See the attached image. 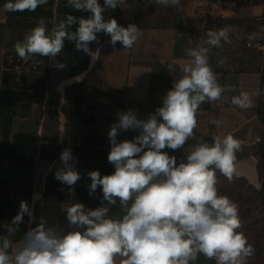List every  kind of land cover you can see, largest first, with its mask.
Here are the masks:
<instances>
[{
    "label": "clouds",
    "instance_id": "clouds-1",
    "mask_svg": "<svg viewBox=\"0 0 264 264\" xmlns=\"http://www.w3.org/2000/svg\"><path fill=\"white\" fill-rule=\"evenodd\" d=\"M67 2L76 11L89 15L78 18L68 14L50 30L40 19L23 41L14 45L21 60L37 55L55 60L68 40L95 61L99 49L93 52L89 45L98 42L99 33L108 35L113 47L119 42L124 49H131L142 35L134 23L124 27L114 18H104L106 9L123 8L127 0H104L103 6L98 0ZM47 3L48 0H6L3 7L7 12H24ZM146 3L179 7L181 0ZM73 25L77 26L75 31ZM232 31L231 26L209 30L196 47L185 49L190 63L173 81V87L162 98V106L146 119L131 109L117 113L118 119L108 132L107 161L114 166V172L103 176L98 170L88 172L89 195L99 187L101 206L91 209L74 203L66 208L71 230L39 223L30 226L14 243L11 237L19 232L25 215L31 225L39 197H33L32 206L22 200L11 221L0 224L6 232L0 235V264H190L200 255L216 264H246L255 249L239 231L242 224L237 204L219 195L217 188V172L229 181L238 174L237 153L242 150V141L231 133L213 134L212 143L198 141L186 150L179 164L175 156L163 151L184 147L189 138H194L200 106L218 101L226 90H232L218 83L209 62L212 48L231 43ZM175 65L170 64L169 70L174 71ZM56 67L62 69L65 65L57 63ZM231 103L248 109L252 106L251 94L240 92ZM213 123L219 126L220 121ZM128 130L139 134L131 140L118 141L119 132ZM59 159L62 166L54 177L73 191L81 175L75 168L72 150H62ZM117 201L123 215L113 218L110 206Z\"/></svg>",
    "mask_w": 264,
    "mask_h": 264
},
{
    "label": "crops",
    "instance_id": "crops-1",
    "mask_svg": "<svg viewBox=\"0 0 264 264\" xmlns=\"http://www.w3.org/2000/svg\"><path fill=\"white\" fill-rule=\"evenodd\" d=\"M105 18L134 23L142 35L131 49H124L119 42L115 47L109 42L91 46L93 52L97 49L99 52L95 61L89 57L86 68L80 67L74 42L65 40L62 52L55 60L50 58V66L44 72L33 65L21 66L17 72L6 66V61L12 63V56L16 55L15 43L23 41L27 34L26 24L36 26L38 21H19L20 25H15L0 6V99L15 103L10 143L15 147L16 158L30 163L28 166L0 163V178L11 182L10 195L16 200L27 201L32 206L33 197H39L35 201L31 225L29 219L20 225L19 232L11 237L14 243L32 227L37 208L38 220L42 222L45 207L60 205L58 226L65 231L71 230L66 220V208L75 203L74 191L89 189L88 172L98 170L102 176L114 172V166L107 161L110 147L84 146L82 137H108L111 125L121 111L131 109L139 118L146 119L162 106V98L171 89L170 81L179 79L184 66L190 63L185 49L195 46L182 0L179 7L127 0L123 8L106 9ZM30 59L23 60V64ZM57 63H63L65 67H56ZM170 64H176L174 71L169 70ZM215 75L219 84L232 90H226L220 100L200 106L194 138H189L184 147L163 151L177 160L184 159L186 150H191L198 141L212 143L213 134L231 133L242 141L235 177L260 188L258 150L264 140V123L258 114L261 70ZM99 92L112 98L101 96ZM240 92L251 94L252 106L248 109L231 103L232 97ZM79 98L82 99V111L78 114L76 100ZM214 121H220L219 126ZM138 134V131H120L117 139L131 140ZM3 138V130H0V141ZM42 141L50 144H42ZM65 148L72 150L75 168L81 175L73 191L56 179L49 180L47 185L48 177L54 176L62 166L59 157ZM53 155L57 157L51 158ZM97 190L101 189L98 187ZM110 209V217L123 215L119 201ZM10 221L0 219V224ZM0 235H6L3 228H0ZM190 264H216V261L200 255Z\"/></svg>",
    "mask_w": 264,
    "mask_h": 264
},
{
    "label": "rangeland",
    "instance_id": "rangeland-1",
    "mask_svg": "<svg viewBox=\"0 0 264 264\" xmlns=\"http://www.w3.org/2000/svg\"><path fill=\"white\" fill-rule=\"evenodd\" d=\"M235 1L236 4L231 0H182L195 47L206 39L209 30L232 27L231 43H223L222 48H212L209 54L214 71L221 74L255 71L264 57V0ZM98 2L104 3V0ZM220 60L225 63L219 64ZM259 151L262 160L261 182H264V145ZM217 178L218 190H226L224 196L238 206L242 224L239 231L244 233L255 249L254 254L246 259V264H264V194L257 197L253 188L229 181L220 173H217Z\"/></svg>",
    "mask_w": 264,
    "mask_h": 264
},
{
    "label": "trees",
    "instance_id": "trees-1",
    "mask_svg": "<svg viewBox=\"0 0 264 264\" xmlns=\"http://www.w3.org/2000/svg\"><path fill=\"white\" fill-rule=\"evenodd\" d=\"M222 2H225L226 0H221ZM233 3H237L235 0H231ZM6 0H0V6L3 7ZM102 6L104 3H100ZM239 8V5H237ZM4 8V7H3ZM6 12V15L12 22L15 23V25H20L19 21L23 22H36L40 19H44L45 23L47 25V28L50 30L56 23L60 22L61 20H64L66 18V15L72 14L76 17H87L89 14L85 12L76 11L71 6L68 5L67 0H48V3L46 5L39 6L35 11H24V12ZM104 15V14H103ZM105 18V16H104ZM118 24L121 26L127 27L128 24L121 23L117 21ZM32 26V27H31ZM27 25L24 27V30L28 33L32 28L35 27V25ZM17 27V26H16ZM29 27L31 29H29ZM76 25L72 26V30L75 31ZM110 41V37L104 33L98 34V42H93L89 45V47L94 45H102L105 43H108ZM76 55L79 58L80 67L86 68L89 63V55L85 54L82 50L77 51ZM12 63L6 61V66H9L11 69H16L17 67L21 66H34L37 70L44 72L49 66H50V58L41 57V56H33L31 59L23 64V60H21L18 55L12 56ZM19 66H18V65ZM211 64V63H210ZM212 69L213 65L211 64ZM261 70V85H260V104L258 106V114L260 116V119L264 123V57L262 60V63L259 67ZM214 71V69H213ZM215 74H221L217 71H214ZM221 74V75H225ZM176 79H172L170 81V88L173 87V81ZM221 84V83H220ZM101 96L107 97L108 99H111V95L105 94L102 92H99ZM82 99L79 98L76 100V112L79 114L82 111ZM42 101V97L40 99ZM15 115V103L11 100H4L0 99V130H3L4 138L2 141H0V163L4 162H10L14 165H24L28 166L30 165L29 162L22 161L20 159H17L15 156V147L10 143V135H11V129H12V121ZM82 145L84 146H94L98 148H109V137H101V136H92V135H84L82 137ZM264 145V140L260 144V148ZM64 150V149H62ZM61 150V151H62ZM258 156H259V174L261 179V166H262V160L260 156V151L258 150ZM57 155L51 156V158H56ZM183 159H178L177 164H179ZM55 179L54 176H49L47 185H49V180ZM233 180L237 183L242 184L243 186H248L249 188H253L254 191L257 193V197L264 194V182H261V187L258 189L251 184H249L246 180L238 179L237 177H234ZM239 184V185H240ZM259 190V193L257 190ZM11 182L6 179L0 178V219L2 220H11L19 210V204L21 201L16 200L11 197ZM74 202L75 203H83L86 208L95 209L99 206H101V200H102V191L96 190V192L90 196L89 195V189L83 188L79 191H74ZM226 190L219 189L218 193L219 195L224 196ZM241 198L239 197V200ZM241 201V200H240ZM104 204L106 205L107 202L104 201ZM39 211V208L35 211V218L34 222L32 224V227L37 226L39 223H46L48 225H59L60 220V211L61 206H49L44 208V218L43 221H39V215L37 212ZM29 217L25 215L24 217V223L28 221Z\"/></svg>",
    "mask_w": 264,
    "mask_h": 264
},
{
    "label": "built area",
    "instance_id": "built-area-1",
    "mask_svg": "<svg viewBox=\"0 0 264 264\" xmlns=\"http://www.w3.org/2000/svg\"><path fill=\"white\" fill-rule=\"evenodd\" d=\"M118 8H119V7H118ZM118 8H116V9H118ZM42 144L49 145L50 142H49V141H42Z\"/></svg>",
    "mask_w": 264,
    "mask_h": 264
}]
</instances>
